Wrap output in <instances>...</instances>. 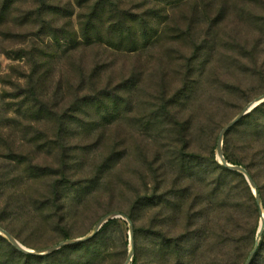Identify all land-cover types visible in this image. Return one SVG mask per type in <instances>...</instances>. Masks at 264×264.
I'll use <instances>...</instances> for the list:
<instances>
[{
  "label": "rangeland",
  "instance_id": "374dc122",
  "mask_svg": "<svg viewBox=\"0 0 264 264\" xmlns=\"http://www.w3.org/2000/svg\"><path fill=\"white\" fill-rule=\"evenodd\" d=\"M187 3L177 5L162 20L157 43L135 53L102 46L66 51L56 49L50 37H42L38 41L47 50L46 64L37 75L31 73V57L16 51L21 44L3 39L0 31V176L11 173L15 179L12 189L0 198V212L2 224L21 245L39 251L75 240L88 235L104 216L119 213L133 224L130 264L136 257L137 264H147L144 242L137 239L136 249L134 231L146 224V215L137 212L133 221L128 216L149 180L147 164H166L177 149H183L188 157L198 158L196 164L214 158L222 166L216 153L221 130L264 95V0ZM62 25L56 22L57 27ZM31 75L39 102L36 108L23 95ZM103 90L108 92L100 94ZM98 94H110L106 96L110 105L106 119L82 103L84 96ZM161 101L175 115L169 113L166 122L171 126L161 125L155 139L146 126L155 112L157 121L166 115L158 111ZM64 114L68 116L62 124ZM176 121L185 126L182 140ZM235 136L233 132L229 135L233 158L247 156ZM112 153L109 173L97 183L98 167ZM27 166L31 173L25 171ZM167 170V176L165 169L159 172L169 180ZM62 174L80 185L74 191L69 188L52 207L49 200ZM76 191L80 203L72 200ZM59 193L57 199L61 189ZM8 195L11 207L3 209ZM261 203L264 211L262 199ZM118 219L123 229L121 264H126L131 252L130 228L126 220ZM260 224L261 216L251 252Z\"/></svg>",
  "mask_w": 264,
  "mask_h": 264
},
{
  "label": "trees",
  "instance_id": "16d2710c",
  "mask_svg": "<svg viewBox=\"0 0 264 264\" xmlns=\"http://www.w3.org/2000/svg\"><path fill=\"white\" fill-rule=\"evenodd\" d=\"M188 1L191 0H0V31L3 39H15L21 44L16 51L31 57V73L37 75L46 64L47 50L39 43L42 37H50L56 49L66 51L78 46H102L116 52L135 53L157 43L162 36V20H166L177 5L189 4ZM59 21L63 25L57 27ZM35 90L31 75L23 95L36 108L39 102ZM107 92L103 90L100 94ZM100 94L93 98L84 96L82 103L106 119L110 94H104L106 98ZM161 102L158 111L166 115L157 121L159 115L155 112L154 120L149 119L146 126L155 139L160 136V126L165 124L169 113L175 115L168 103ZM36 112L40 114L41 110ZM67 116H61L62 124ZM176 122L182 140L185 126ZM166 123L171 126L170 121ZM232 132L236 133L238 145L247 151V156L233 158V139L229 137ZM226 134L225 160L248 172L264 206V103ZM188 156L183 149H177L166 164L157 167L154 162L147 164L145 177L149 176V180L144 182L132 214H128L132 221L137 212L145 213L147 218L144 226L134 229L136 249L137 239L141 238L147 264L246 263L254 247L260 216L245 177L218 165L214 158L206 164H196L198 158ZM112 159L113 153L98 167L97 178H94L97 183L109 173ZM11 160L16 161L15 164L23 163ZM167 168H170L169 180L159 172L165 169L167 176ZM25 171L31 173L30 166ZM14 181L11 173L0 176V198L12 189ZM79 185L62 174L54 186V198L49 200L52 207L63 199L69 188L74 191ZM59 189L62 196L57 199ZM80 197V192L76 191L72 200L80 203ZM3 201V209H9L10 195ZM54 209L57 213V207ZM1 212L0 227L13 235L9 227L2 224ZM121 223L120 219L110 220L89 241L66 246L43 257L23 254L0 236V264H121ZM251 264H264V232Z\"/></svg>",
  "mask_w": 264,
  "mask_h": 264
},
{
  "label": "water",
  "instance_id": "95a60500",
  "mask_svg": "<svg viewBox=\"0 0 264 264\" xmlns=\"http://www.w3.org/2000/svg\"><path fill=\"white\" fill-rule=\"evenodd\" d=\"M264 103V95L260 96L259 98H257L255 101L249 103L246 107H244L239 113L238 115L233 118L226 126L223 127V129L221 130L219 136H218V140H217V146H216V153H217V158L219 160V162L221 163V165L231 171L234 172H238L240 174H242L248 181V183L250 184L253 193H254V197L256 199V202L260 208V216H261V224H260V228L258 231V240L256 242L255 248L254 250L251 252V254L249 255L247 261L245 264H251V261L253 259V256L256 253L257 247L259 245L260 242V238H261V234L264 230V211L262 208V203H261V199H260V195L258 193L257 187L255 182L253 181V179L250 177V175L248 174V172L241 166H236V165H232L229 164L228 162H226L225 158H224V153H223V144H224V137L226 135V133L233 128L235 125L238 124V122H240L246 115H248L249 113H251L255 108H257L259 105ZM118 218H122L124 220H126L129 224V228H130V247H131V252L129 254V258L126 262V264H130L131 262V258H132V252H133V248H134V232H133V224L131 223V221L122 214L119 213H112L109 215L104 216L103 218H101V220H99V222L95 225V227L93 228V230L86 236L75 239V240H67L64 242H61L55 246L49 247L47 249L44 250H39V251H35V250H31L28 249L26 247H24L23 245H21L9 232H7L6 230H4L2 227H0V236L4 237L16 250H18L19 252L26 254V255H33V256H46L49 254H52L66 246H71V245H75V244H79V243H83V242H87L90 239H92L99 231L100 229L110 220L113 219H118Z\"/></svg>",
  "mask_w": 264,
  "mask_h": 264
}]
</instances>
